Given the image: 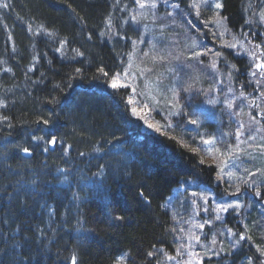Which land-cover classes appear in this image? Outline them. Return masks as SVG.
<instances>
[{
	"label": "trees",
	"instance_id": "trees-1",
	"mask_svg": "<svg viewBox=\"0 0 264 264\" xmlns=\"http://www.w3.org/2000/svg\"><path fill=\"white\" fill-rule=\"evenodd\" d=\"M172 1L179 8L166 21L191 16L190 0ZM4 3L0 102L7 107H0V117L8 119L0 122V264H18L21 254L25 264H71L74 253L77 264H116L124 255L125 264H166L174 253L175 198L195 187L220 200L228 187L217 166L171 129L178 120H162L167 130L160 126V133L145 128L133 115L131 89L112 87L110 78L119 79L136 51L141 28H133L135 0ZM222 5L230 34L246 40L251 52L215 47L217 56L202 60L189 90L200 98L201 74L225 77L226 97L245 103L264 127V88L252 77L253 57L264 53V39H257L264 23L253 13L264 10V0ZM50 138L57 141L54 152ZM259 189L257 197L242 187L243 208L228 210L221 221L210 206L201 213L211 219L207 231L219 244L228 229L251 237L231 255L204 264H246L264 248V186Z\"/></svg>",
	"mask_w": 264,
	"mask_h": 264
},
{
	"label": "rangeland",
	"instance_id": "rangeland-1",
	"mask_svg": "<svg viewBox=\"0 0 264 264\" xmlns=\"http://www.w3.org/2000/svg\"><path fill=\"white\" fill-rule=\"evenodd\" d=\"M147 2L150 3L152 0ZM155 2L158 5L156 8L141 9L138 6L136 18L141 28L140 35H137L136 51L133 52L129 71L123 75L119 84L132 87L136 110L149 123L163 127L161 121L164 119L178 120V124L171 126V129L176 131L180 138L197 146L207 159L217 166L218 177L221 175L224 177V179L219 178L228 187L224 198L218 200L212 193L199 191L193 187L188 195L177 196L172 206L176 219L173 235L175 241L173 256L176 259H169L166 264H189V262L198 264V260H209L204 256L208 251L206 245L217 250L222 246L227 250L232 243V237L224 230L221 232L223 241L219 245H212V238H216V235L211 230L207 231L212 221L211 219L207 221V216L202 218L201 213L206 214L205 209L210 206L215 212L213 218H216L217 215L226 214L218 210V204L239 202L244 205L241 197L237 201L236 197L230 195L236 187L251 188L238 177H247L255 182V186H264L261 183L264 181V175L250 176V172H264V154H262L264 127L263 124L258 125L251 120L250 108L245 103L232 104L233 99L226 97L223 90L225 77L212 78L202 72L203 74L198 77L197 85V90L202 94L198 95L201 97H195L191 89L189 90L191 79L197 74L196 68L204 63L202 60L212 59L214 54L217 56L215 47H227L243 54L251 52L246 42L230 34L221 14L222 8L208 10L206 6L200 4V0H193V4L198 5L197 8L192 7L194 17L199 13L201 26L209 30L206 33L204 29L196 26L198 32L194 33L193 27L184 19H179L177 22L163 20L172 16L173 10L176 9L171 7L175 4L172 0H155ZM215 2L222 4V0ZM160 7L164 9L161 13L158 11ZM204 21L209 22L204 23ZM194 52L203 55L197 59H190ZM255 58L256 70L253 72L255 75L252 73V77L255 84L264 88L263 71L257 66L264 64V53L263 58ZM174 96L183 106L181 115L175 114L180 108L172 107ZM229 104H232L231 108ZM154 113L159 115L158 118H154ZM189 119H196L198 124H189ZM238 129L239 133H237ZM205 140L214 143L207 144L203 142ZM245 169L249 172H245ZM228 173L232 174L231 179L228 178ZM197 225H203V228H198ZM193 234L200 236V244L190 239ZM190 243L191 248H189ZM194 253H199V256ZM211 255L212 253L209 252V256Z\"/></svg>",
	"mask_w": 264,
	"mask_h": 264
},
{
	"label": "snow or ice",
	"instance_id": "snow-or-ice-1",
	"mask_svg": "<svg viewBox=\"0 0 264 264\" xmlns=\"http://www.w3.org/2000/svg\"><path fill=\"white\" fill-rule=\"evenodd\" d=\"M135 3L141 8V9H145V8H156L158 5L155 2V0H152V2H147V0H135ZM200 4L206 6L208 8V10H212V8L215 9H221L223 7V5L219 2H215V0H200ZM9 5L7 3H4L2 5H0V7H4L7 8ZM171 7L173 8H179L178 4H173L171 5ZM193 8H197L198 5L197 4H193L192 5ZM253 15H258L259 16V22L264 23V10H261L259 13H253ZM197 16L199 18V13H197ZM132 22L133 23H139V21H137V18L135 16L132 17ZM209 21H204V23H208ZM111 26V25H109ZM101 35H103V33H101ZM229 47H234V45H228ZM195 47V45H194ZM78 55H80V53H77ZM200 55H203V53H199V52H194L193 56L190 57V59H197ZM177 59H179V57H177ZM253 59H255V57H253ZM259 68L264 69V64H259L257 65ZM212 67H215V64L212 65ZM77 71H79V69H77ZM101 71H103V69H101ZM104 75H108V73H104ZM253 75H255V73H253ZM118 76L119 74H117V78H110L112 79V87L115 88H119V87H125L124 85H120L118 83ZM191 87V86H190ZM182 91H188V89H182ZM261 96H264V92H261ZM174 103L172 105V107L174 108H180V111L176 112V115H181V112L183 111V106L180 105V101L179 99H176L174 96ZM0 107H7L6 104H3L2 102H0ZM229 107L231 108V104H229ZM133 115L139 116V118L141 120L144 121V123L146 124L148 129H151L155 132L160 133L162 131V129L160 127H157L155 125H153L152 123H149L147 120L144 119V117L142 115H140V113L133 108ZM261 118H264V113L261 114ZM7 116H3L0 117V122H4L7 121ZM251 120L253 122H257L256 120V116H252ZM45 124L48 123L47 120L44 121ZM189 124H193L196 125L198 124V121L196 119H189L188 120ZM11 126V125H9ZM237 133H239V129L237 130ZM252 139H255V137H251ZM39 139H43L42 137ZM237 139H239V135L237 134ZM52 145H55L57 143V141L55 139H51L49 141ZM204 143L210 144V143H214V141H210V140H205L203 141ZM70 147V146H69ZM23 153H25L26 155H32V153L29 151L28 148H21L20 149ZM45 151H47V148L44 149ZM262 154H264V148H262ZM81 156L84 155V153H80ZM201 163H203V161H201ZM223 171V169L221 170ZM245 172H249L248 169H245ZM264 175V172L262 173H256V172H250V176H256V175ZM96 175H100V173H96ZM228 178L231 179L232 178V174L228 173ZM220 179H224V177L221 175L219 177ZM238 179H241L243 181V183L245 185H247L248 187L252 188V191L254 193L255 196L259 197L261 196V192L258 186H255V182L251 181L249 178L247 177H238ZM262 184H264V181L261 182ZM231 187V185H230ZM227 193V189L225 190ZM143 195V194H141ZM193 195H196V193H193ZM230 195L236 197V200L239 201L240 195H241V190L239 189V187H236V190L231 192ZM205 203H207V201H205ZM244 205H242L239 202H225L222 204H218V210L222 211V212H227L230 208L235 210V209H239L241 207H243ZM207 209H205L206 211ZM117 219H122V217H117ZM216 219L219 220L220 216L217 215ZM196 227L198 228H203V225H197ZM261 230L264 231V226H261ZM228 232L236 237L235 241H233L230 245H229V251L227 253H225V250L222 246H220L218 248V250L216 248L213 247H209L206 245V247H208V251H206L204 253V256L208 257L209 260H212L214 257L216 259H219L221 256V253H224L225 256H229L232 254L233 251H235L236 249H238L239 247H242V243L241 242H245L248 240H251V237L246 236L245 234L242 233H237V232H233L232 229H228ZM191 240L195 241L197 244L201 243L200 240V236L193 234L190 237ZM205 239H207V236H205ZM219 242L216 240L215 237L212 238V245H218ZM181 248H183V245H181ZM189 248H191V243L189 244ZM185 251L187 249H184ZM179 249H178V254H179ZM209 252L212 253L211 256H209ZM148 255H152V253H148ZM194 255H196L197 257L199 256V253H194ZM170 260L176 259V257L174 256H169L167 257ZM71 264H77V257L75 255L71 256ZM127 261V255L121 256L119 259L116 260V264H125V262ZM18 264H25V257L23 254L20 255V260L18 262ZM190 264V262H189ZM198 264H204L203 260H198ZM246 264H264V248L262 247H257L256 251L254 254L248 256L247 260H246Z\"/></svg>",
	"mask_w": 264,
	"mask_h": 264
},
{
	"label": "bare ground",
	"instance_id": "bare-ground-1",
	"mask_svg": "<svg viewBox=\"0 0 264 264\" xmlns=\"http://www.w3.org/2000/svg\"><path fill=\"white\" fill-rule=\"evenodd\" d=\"M192 4H193V0H190V2L187 4V6L189 7V9H187L186 11H188V12H190V10H191V16H187L186 18L185 17H182V19H184V21H186L188 24H190L193 28H192V30L194 29V30H197L198 28L196 27V26H198L199 27V25H201V21H200V18H198L197 16L196 17H194V14H193V11H192ZM160 8H163V7H160ZM159 10V9H158ZM164 10V9H163ZM163 10H162V12H163ZM187 12V13H188ZM171 17V16H170ZM169 18V17H168ZM166 19L167 18H165V20L164 21H166ZM171 20V19H170ZM191 26H189L190 27V29H191ZM133 28L135 29V30H137L139 27H137V26H135V24L133 23ZM234 36H236L237 38H239V36L238 35H234ZM240 39V38H239ZM257 39H264V36H260L259 38H257ZM240 40H242L243 42H246L247 44H248V42L246 41V40H243V39H240ZM256 45V44H255ZM133 58V55H131V57H130V60ZM130 65V64H129ZM128 71H129V66L128 67H126V68H124V72L120 75V77H119V79H118V83L120 82V79L123 77V75L124 74H126V73H128ZM125 87H128V88H130L131 89V91H132V93H133V89H132V87L129 85H124ZM125 87H119V88H125ZM131 105H132V110H133V108H135L136 109V104H135V102L133 101V96H132V100H131ZM136 116V115H135ZM138 117V116H137ZM143 121V120H142ZM55 149H56V145H52L51 143L49 144V151L50 152H54L55 151ZM31 152V151H30ZM32 153V152H31ZM25 154V153H24ZM27 159H31L32 157H33V153H32V155H27V156H25ZM30 243V246H31V243H32V241H30L29 242ZM75 255H76V253H74ZM168 258H167V262H168Z\"/></svg>",
	"mask_w": 264,
	"mask_h": 264
},
{
	"label": "water",
	"instance_id": "water-1",
	"mask_svg": "<svg viewBox=\"0 0 264 264\" xmlns=\"http://www.w3.org/2000/svg\"><path fill=\"white\" fill-rule=\"evenodd\" d=\"M25 156H27L26 154H24Z\"/></svg>",
	"mask_w": 264,
	"mask_h": 264
}]
</instances>
